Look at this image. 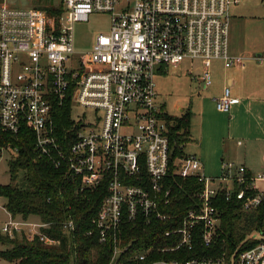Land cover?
I'll return each mask as SVG.
<instances>
[{
    "label": "built area",
    "instance_id": "obj_1",
    "mask_svg": "<svg viewBox=\"0 0 264 264\" xmlns=\"http://www.w3.org/2000/svg\"><path fill=\"white\" fill-rule=\"evenodd\" d=\"M239 3L62 0L57 23L44 9L1 0L0 133L17 135L28 125L36 152L49 166L79 181L82 190L92 191L107 183L108 195L93 224L99 242L114 245L110 264H123L120 259L130 247L121 246L125 220L150 225L178 218L163 211L173 202L170 176L196 178L203 188L197 194L199 210L186 212L180 226L165 233L166 237L178 236L179 242L162 252L191 249L197 227L202 229L203 244L212 245L220 225L215 206L218 195L240 201L245 211L257 209L263 201L256 183L264 182V171L253 174L244 165L222 162V175L209 177L198 156L173 159L169 123L156 104V75L170 67L179 68L186 60L199 61L203 87L209 88L212 61L222 60L226 68L243 65L242 57L229 54L231 10ZM95 13L110 15V31L97 35L84 59L76 61L74 26ZM232 103L229 87L215 100L217 111L225 115L230 114ZM67 104L71 125L61 128L58 110ZM76 105L102 110V127L76 122L72 117ZM49 226L34 224L26 233L11 222L2 227V235L11 239L26 235L49 247L60 245L43 232ZM64 229L67 234L74 232L73 221L66 222ZM257 235L251 237L259 242L255 247L230 256L154 264H264V234ZM146 255L135 259L144 260ZM0 261L15 264L1 256Z\"/></svg>",
    "mask_w": 264,
    "mask_h": 264
},
{
    "label": "trees",
    "instance_id": "obj_2",
    "mask_svg": "<svg viewBox=\"0 0 264 264\" xmlns=\"http://www.w3.org/2000/svg\"><path fill=\"white\" fill-rule=\"evenodd\" d=\"M45 10V9H44ZM48 16L57 23L63 12L62 0L59 5L46 9ZM58 124L61 128L71 125V108L63 105L58 110ZM173 159L186 155L182 145L191 138V114L179 118H168ZM0 148L16 151L10 164L11 183L0 187V198L6 200L5 209L13 219L27 221L38 217L50 224L44 229L48 236L60 241V245L49 247L38 238L29 240L26 235L14 239L0 234V244L7 247L0 256L15 264H110L114 245L101 244L93 220L100 212L102 201L108 195L107 183L95 190H82L80 182L73 180L64 171L55 170L35 150V139L30 127L25 125L17 135L0 133ZM24 173L27 188H20L17 176ZM173 202L163 209L177 215L176 220L124 222L121 246H130L121 259L123 264H154L159 261L190 262L209 258H221L235 251H246L259 242L251 238L253 233L264 234V197L261 205L253 211H245L236 199L228 201L224 193L216 198L215 206L220 214V225L213 243L206 247L202 241V229L194 232L192 248L162 252L179 242L178 236L166 237L165 233L180 226L184 214L198 211L201 206L197 194L203 185L196 178L182 179L170 176ZM135 184V183H134ZM73 221L75 231L67 234L66 222ZM91 233V234H90ZM147 254L144 260L137 255ZM130 259H132L130 261Z\"/></svg>",
    "mask_w": 264,
    "mask_h": 264
},
{
    "label": "crops",
    "instance_id": "obj_3",
    "mask_svg": "<svg viewBox=\"0 0 264 264\" xmlns=\"http://www.w3.org/2000/svg\"><path fill=\"white\" fill-rule=\"evenodd\" d=\"M242 5L244 0L231 10L229 54L242 57L243 65L226 68L224 61H212V85L194 95L187 110L192 145L185 153L198 156L211 177L219 175L222 162L244 165L253 174L264 171V14H244ZM202 74L203 68L196 75L201 86ZM226 87L233 101L228 115L215 104Z\"/></svg>",
    "mask_w": 264,
    "mask_h": 264
},
{
    "label": "rangeland",
    "instance_id": "obj_4",
    "mask_svg": "<svg viewBox=\"0 0 264 264\" xmlns=\"http://www.w3.org/2000/svg\"><path fill=\"white\" fill-rule=\"evenodd\" d=\"M60 1L61 0H16V3L24 8L31 7L46 10L47 8H53L59 5ZM244 4V7L243 5L240 7L244 14H254L258 16L264 14V0H244ZM110 25V15L105 13L92 14L87 22H78L75 24V49L78 53L75 55L76 61L84 59L85 52L92 48L97 35L109 33ZM201 69L202 66L199 61L191 63L186 60L179 68L170 67L166 73L156 75L155 83L158 93L156 104L160 113L165 116L166 119L167 117H181L190 109L194 95L198 96V93L202 94L201 89L203 88V84L201 86L199 84V78L196 77V75L201 72ZM14 72L17 73V70ZM104 115L105 114L102 110L98 111L77 105L72 108V117L76 122H86L93 128L102 127ZM90 127L83 130V132L88 133L91 130ZM189 144L192 145L191 143ZM189 150H191V146L185 148L186 153L189 152ZM15 153L16 151L9 149H4L0 153V187L11 183L10 164L14 156H16ZM205 174L209 176L207 173ZM221 175L222 171L220 169L219 175L215 177H220ZM17 184L20 188H27L24 181L23 171L18 173ZM257 187L259 190L264 191V182H258ZM5 204L6 200L0 198V234H2V227L11 222L18 224V227L26 233L31 231V225L42 224L40 218L36 216L31 217L27 221H23L20 218L13 219L5 209ZM257 234L258 233H253L250 237L254 236L255 238H258ZM6 248L7 247L0 244V252ZM0 264L6 263L0 261Z\"/></svg>",
    "mask_w": 264,
    "mask_h": 264
}]
</instances>
